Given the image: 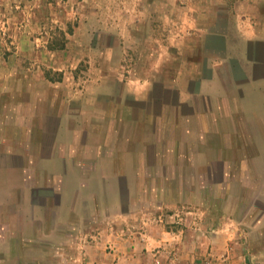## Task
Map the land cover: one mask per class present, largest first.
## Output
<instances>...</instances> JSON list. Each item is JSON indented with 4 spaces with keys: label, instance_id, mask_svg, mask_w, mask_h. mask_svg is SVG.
<instances>
[{
    "label": "crops",
    "instance_id": "0c3cea01",
    "mask_svg": "<svg viewBox=\"0 0 264 264\" xmlns=\"http://www.w3.org/2000/svg\"><path fill=\"white\" fill-rule=\"evenodd\" d=\"M200 42L203 59L172 78L139 77L132 66L96 93L72 89L47 100L31 92L29 101L6 93L3 264H32L30 256L33 264H218L233 257L214 251L218 237L201 232L193 181L202 163L218 161L212 148L204 159L201 149L219 117L264 90V28L242 16L233 34L205 32Z\"/></svg>",
    "mask_w": 264,
    "mask_h": 264
},
{
    "label": "rangeland",
    "instance_id": "374dc122",
    "mask_svg": "<svg viewBox=\"0 0 264 264\" xmlns=\"http://www.w3.org/2000/svg\"><path fill=\"white\" fill-rule=\"evenodd\" d=\"M242 16L263 30L264 0H0V114L8 91L26 101L31 92L96 93L133 67L139 77H175L203 59V33L233 34ZM250 96L202 142V158L212 148L218 161L202 163L193 181L201 232L233 255L218 264H264V90Z\"/></svg>",
    "mask_w": 264,
    "mask_h": 264
},
{
    "label": "trees",
    "instance_id": "16d2710c",
    "mask_svg": "<svg viewBox=\"0 0 264 264\" xmlns=\"http://www.w3.org/2000/svg\"><path fill=\"white\" fill-rule=\"evenodd\" d=\"M63 46V45H62Z\"/></svg>",
    "mask_w": 264,
    "mask_h": 264
}]
</instances>
